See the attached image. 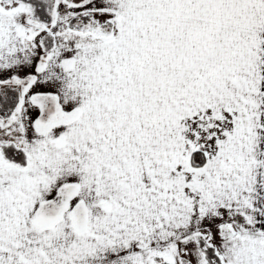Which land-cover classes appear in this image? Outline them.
Listing matches in <instances>:
<instances>
[{"label": "snow or ice", "instance_id": "snow-or-ice-1", "mask_svg": "<svg viewBox=\"0 0 264 264\" xmlns=\"http://www.w3.org/2000/svg\"><path fill=\"white\" fill-rule=\"evenodd\" d=\"M0 264H264V0H0Z\"/></svg>", "mask_w": 264, "mask_h": 264}]
</instances>
